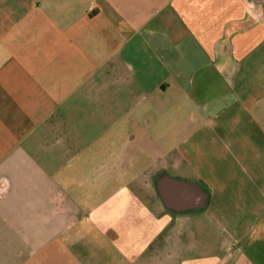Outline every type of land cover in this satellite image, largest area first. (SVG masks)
Returning <instances> with one entry per match:
<instances>
[{
    "label": "crops",
    "instance_id": "1",
    "mask_svg": "<svg viewBox=\"0 0 264 264\" xmlns=\"http://www.w3.org/2000/svg\"><path fill=\"white\" fill-rule=\"evenodd\" d=\"M0 264H264V0H0Z\"/></svg>",
    "mask_w": 264,
    "mask_h": 264
},
{
    "label": "rangeland",
    "instance_id": "2",
    "mask_svg": "<svg viewBox=\"0 0 264 264\" xmlns=\"http://www.w3.org/2000/svg\"><path fill=\"white\" fill-rule=\"evenodd\" d=\"M185 102H187V101H185ZM188 104H189V102H188ZM188 106L191 107L190 105H188ZM169 128L171 129L172 127L169 126ZM158 135H160V134L153 133L154 138H156ZM163 135H166V133L163 134ZM167 135H168V138H167L168 142H166L165 145H166V147L168 146L169 148L159 149V148L155 147V148L151 149V155H152V158L154 159V162H158L162 158H163L162 160H165V159H167L169 157L170 154L176 152V149L173 148V145H174V143L176 141V139L174 138L175 134L168 133ZM215 156L217 157L216 159L219 161V157H222V159H223V157L225 158L226 156H229V154H228V152L225 149H223V148L220 149L219 148V149H216ZM231 161L233 162V165H230V164L227 165V164L223 163V164H219V165L215 166L216 168L215 167H213V168L219 174L225 175V174L229 173V168L230 167H232L234 170H235V167H241L240 164L239 165H235V161H234L233 158H231ZM163 167L165 168V166H162V165L160 166V165L154 164V167H153L154 168V172H160V171L162 172ZM207 168H208V166H205V168L202 169V172L206 171ZM187 169L189 171H191L189 168H187ZM218 183H221V182H218ZM207 184L208 183L206 182V186H207Z\"/></svg>",
    "mask_w": 264,
    "mask_h": 264
}]
</instances>
